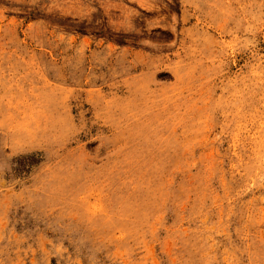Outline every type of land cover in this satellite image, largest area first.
I'll list each match as a JSON object with an SVG mask.
<instances>
[{"label":"rangeland","instance_id":"1","mask_svg":"<svg viewBox=\"0 0 264 264\" xmlns=\"http://www.w3.org/2000/svg\"><path fill=\"white\" fill-rule=\"evenodd\" d=\"M0 264H264V0H0Z\"/></svg>","mask_w":264,"mask_h":264}]
</instances>
